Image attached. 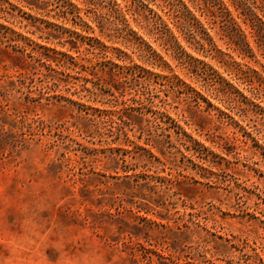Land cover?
I'll list each match as a JSON object with an SVG mask.
<instances>
[{
	"label": "rangeland",
	"instance_id": "374dc122",
	"mask_svg": "<svg viewBox=\"0 0 264 264\" xmlns=\"http://www.w3.org/2000/svg\"><path fill=\"white\" fill-rule=\"evenodd\" d=\"M239 1L0 0V264H264Z\"/></svg>",
	"mask_w": 264,
	"mask_h": 264
},
{
	"label": "trees",
	"instance_id": "16d2710c",
	"mask_svg": "<svg viewBox=\"0 0 264 264\" xmlns=\"http://www.w3.org/2000/svg\"><path fill=\"white\" fill-rule=\"evenodd\" d=\"M237 10H240V12L243 14H247L251 20V27L252 31L256 34V37L260 39V41H264V7L261 8V15L262 17H258L256 14H252L250 9H247L246 3L243 1H239L236 4ZM233 21V20H232ZM245 36L241 40H239V43H241L246 49H250L249 44L247 41H245Z\"/></svg>",
	"mask_w": 264,
	"mask_h": 264
}]
</instances>
